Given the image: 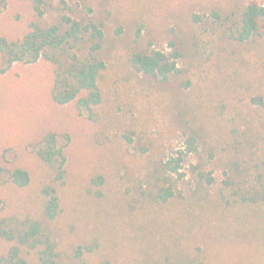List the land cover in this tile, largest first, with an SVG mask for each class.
I'll use <instances>...</instances> for the list:
<instances>
[{"label": "rangeland", "instance_id": "1", "mask_svg": "<svg viewBox=\"0 0 264 264\" xmlns=\"http://www.w3.org/2000/svg\"><path fill=\"white\" fill-rule=\"evenodd\" d=\"M66 1L73 15H89L102 23V56L114 75H127V57L133 50L170 53L175 47L181 52L177 73L165 81L141 77L136 87L144 157L159 165L179 162L177 172L169 173L176 203L161 215L148 212L145 219L141 217L142 224L134 219L138 230L145 231L136 243L142 245L137 258L148 259L149 252L152 260L181 247L192 252L199 246L207 264H264V207H227L219 200L223 179L232 170L240 175L242 187L264 186V36L229 41L210 28L211 11L238 12L250 2L264 5V0ZM31 15L27 0H0V33L22 34ZM194 15L200 20L195 21ZM56 19V11L48 9L43 23ZM52 78L53 66L44 60L16 63L0 73V151L4 150L8 166H20L31 174L32 186L24 196L28 201L41 172L31 144L43 130L70 135L63 211L48 228L60 249V263L83 264L74 256L76 244L85 248L112 231L125 234L130 219L126 205V212L106 215L107 228L102 226L99 217L105 211L88 190L90 178L110 171L108 162L115 161L132 190L135 183L145 190L148 164L136 165L128 154L115 156L110 147L101 146L97 127L78 115L73 103L52 101ZM190 136L196 140V151L189 150ZM198 160L206 162L215 179L205 194L197 190L189 170ZM112 255L102 247L89 261L100 264ZM128 261L134 264V252Z\"/></svg>", "mask_w": 264, "mask_h": 264}, {"label": "trees", "instance_id": "2", "mask_svg": "<svg viewBox=\"0 0 264 264\" xmlns=\"http://www.w3.org/2000/svg\"><path fill=\"white\" fill-rule=\"evenodd\" d=\"M27 1L32 11L27 29L15 36L0 33V73L16 63L30 64L39 60L50 63L53 66L52 101L58 105L73 103L78 115L97 127L96 133L102 136L100 145L110 147L111 154H128L134 164H148L143 174L148 186L145 190L139 183H135L132 190L115 161L108 162L112 167L110 171L92 175L88 190L94 203L105 211V215L99 217L102 226L106 215L117 210L126 212L127 205L128 232L112 231L101 242L85 245V248L78 243L74 256L83 264H92L90 257L106 247L113 255L100 264H132L128 260L133 252L134 264H207L206 253L199 246L192 252L181 247L177 253L161 254L152 260L149 252L148 259L136 256L142 249V245L136 243L142 240L145 231L138 230L134 219L142 224L141 217L145 219L148 212L161 215L176 203L169 173L177 172L179 165L178 161L174 166L170 161L159 165L144 157L145 148L139 143L140 98L136 87L141 77L165 81L177 73L181 52L175 47L170 53L159 49L133 50L127 57V75H114L108 71V63L102 56V23L89 15H73L66 0ZM48 9L56 11L57 19L44 24ZM210 16V28L222 32L221 36L229 41L245 42L255 35L264 36V5L250 2L238 12L221 14L213 10ZM194 19L199 21L200 17L194 15ZM173 45L170 42V46ZM195 141L193 136L189 137L190 151L197 150ZM262 141L264 154V136ZM69 142L68 133L48 129L41 131L31 144L33 155L41 165L28 200L31 205L24 197L25 190L32 186L31 174L20 166H8L4 150L0 151V264H61V252L48 223L56 221L63 211V192L68 181L65 150ZM209 155L212 158V154ZM205 163L198 160L189 168L197 190L204 194L215 182ZM240 181V175L233 170L227 174L223 179L225 187L219 189L220 202H225L227 207H264V186L246 189L239 185ZM133 243L134 250H130ZM116 255L127 261H117Z\"/></svg>", "mask_w": 264, "mask_h": 264}]
</instances>
